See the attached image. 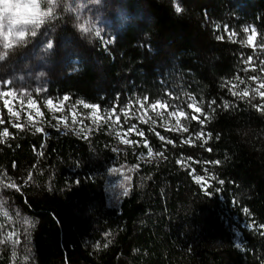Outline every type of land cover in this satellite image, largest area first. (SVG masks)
I'll return each mask as SVG.
<instances>
[{
  "label": "trees",
  "instance_id": "1",
  "mask_svg": "<svg viewBox=\"0 0 264 264\" xmlns=\"http://www.w3.org/2000/svg\"><path fill=\"white\" fill-rule=\"evenodd\" d=\"M40 6L41 22L27 27L23 42L5 49L0 41V54L7 53L0 81L31 90L40 102L69 96L100 107L133 94L155 100L184 86L209 117L207 143L190 147L170 135L173 146L146 128L153 151L163 153L147 162L105 130L86 137L25 123L21 130L0 107V133H10L0 137V264H264V229L238 227L240 249L229 214L231 206L246 208L251 223L264 225V110L256 107L264 105L229 91L252 55L242 30L253 26L264 40V0ZM85 15L106 40L83 30ZM224 28L238 37L229 39ZM181 156L220 162L207 163L216 177L207 191L177 163ZM11 182L20 190L5 187Z\"/></svg>",
  "mask_w": 264,
  "mask_h": 264
},
{
  "label": "rangeland",
  "instance_id": "2",
  "mask_svg": "<svg viewBox=\"0 0 264 264\" xmlns=\"http://www.w3.org/2000/svg\"><path fill=\"white\" fill-rule=\"evenodd\" d=\"M41 13L40 0H0V41L5 43L3 40L5 35H12L15 37L21 31L25 33V30L31 24L30 21H32L34 18H38ZM96 23L97 21L92 16L85 15L82 20V27L84 29H90V31L94 32L95 34L97 31H99L100 37L103 40H106L107 32ZM245 28H248L249 31L245 32ZM245 28L242 30L244 41H247L248 36L252 35L253 40L257 45L264 44L263 39L257 38V31L253 26H246ZM252 29L255 30V34H253ZM224 33L229 38V34L235 32L229 28H224ZM237 37L238 35L236 34L232 39H236ZM9 39H11V36ZM247 46L251 48L253 62L251 64L245 63L248 58L247 57L243 61V66L244 69L255 68V71L249 70L247 73L239 76L245 80V83L242 85L236 78L233 85L239 84V86L234 88V90L236 92H242L245 87H248L250 90L249 97L255 96V98L260 100V104L264 105V99H262L258 93L251 92V89L257 88L259 83H264V71H261V68L264 67V65L261 64V61H264V50L260 49L259 47L254 50L252 46ZM250 76H259L260 80L254 82L248 79ZM6 82L8 81H0V92L14 91L16 95L6 97L0 96V107H3L5 112L9 115L12 123L18 125L25 123L32 130H36L37 127L43 129L44 126H46L59 132L69 131L77 137H86L93 131L102 129L114 139L116 145L120 149L124 151L131 150L132 152H139L138 158L147 162L157 161L162 157L153 151V147L151 146L150 140L145 132L146 128L151 131L156 137V140L161 143H166V141H161L156 133H159L161 136H164L167 139H170V135L175 136L179 139L180 144H182L183 139H187L189 136H193L194 139V133L203 131V139L207 140L208 134L204 129L205 122L203 127H201L200 123L197 121L182 119L181 123L185 124L189 128V132L184 133L169 131L168 129L174 128L176 126L175 118L168 117L167 113L165 112L163 119H161L154 111L148 108L149 104L155 103L157 100L167 101L169 104H176L178 107L183 108L190 116L192 114V109H188L187 105L188 103L192 102L189 100V97L194 96L191 95L184 86H179L178 89H170L169 91H165L163 95L159 96L155 100H150L148 98L144 108H141L140 104L137 103L138 100H142L144 97L138 94H133L128 96L124 103L106 107L95 105L97 106V109L94 111L92 108H84L83 104L78 103L82 100L74 99L69 96L47 98L41 100L40 102V100L33 96L31 90L21 88L18 84H8ZM260 91H264V89H260ZM35 93H39L38 88L36 89ZM65 97H68V99L64 100ZM171 97H176L177 99H172ZM5 99L8 100V105H5ZM29 99L34 101L35 104L29 105ZM48 100L53 102L51 107L47 105ZM196 102L199 103L197 100ZM130 103L132 107L128 108ZM8 107H11L13 112L19 113V119L9 113ZM113 108H116V114L120 116V121L118 123H114L116 120L115 115L109 118V114ZM121 110H126L128 112V116H124ZM141 118L147 122H141ZM200 119L203 120L204 116H201ZM152 120H156V124H153ZM73 121H75V123ZM165 121H167V123H165ZM133 124L137 126V130L129 132L128 129ZM138 131H143L144 136H140ZM203 139L195 141V145L190 147L198 146L199 148H203L205 144L203 143ZM145 140H147L149 146L152 149L151 156L148 155V148L144 147ZM182 145L189 146L188 144ZM179 160H182L180 165L189 167L191 174L194 172L195 175L205 177V180L198 184L202 190L207 191V188L211 184L212 180L208 179V177L211 175L209 174L207 163H205L206 161L199 157L192 156H181ZM192 178L195 181L193 174ZM120 184H123V181L120 180V178H116L114 180L115 187H118ZM243 210L244 209L231 206V210L229 211L233 223L232 228L234 229L236 235V245L240 249H243V247L239 240L240 233L238 227L250 228L246 225L251 224V221Z\"/></svg>",
  "mask_w": 264,
  "mask_h": 264
},
{
  "label": "snow or ice",
  "instance_id": "3",
  "mask_svg": "<svg viewBox=\"0 0 264 264\" xmlns=\"http://www.w3.org/2000/svg\"><path fill=\"white\" fill-rule=\"evenodd\" d=\"M176 11L177 12H180L181 9L179 7L176 8ZM43 15H47L46 13L43 14ZM41 19L42 17H38V18H34L32 21H30L31 23H34L36 25H38L40 22H41ZM84 31H90V29H83ZM227 31V29H226ZM245 32H248L249 29L248 28H245L244 29ZM252 32L253 34H255V30L252 29ZM33 35H35V32L33 31ZM96 35L97 36H100V32L97 31L96 32ZM236 34L235 33H230L229 34V39H232ZM11 36V39H9V37ZM224 37H218V39H223ZM26 39L25 35H24V32L21 31L17 36H12V35H5L3 37V40L5 41V43L3 44V47L5 49H9L11 47H13V45L15 44H20L21 42H23L24 40ZM235 42V41H234ZM241 43H245L246 45H250L254 48V50L259 47L260 49L264 50V44H261V45H257L254 40H253V36L250 35L248 36L247 38V41H241ZM49 47H52L51 44H49ZM7 53L5 52L4 54H0V59H3L4 56L6 55ZM253 62V57L252 56H249L247 58V60L245 61V63H248V64H251ZM261 64L264 65V61H261ZM255 71V68H252V69H244L245 72L247 71ZM261 71H264V67L261 68ZM237 79L239 80L240 84H244L245 83V80L240 78L239 76H237ZM249 80H252V81H259L260 80V77L259 76H250L248 77ZM8 84H10L11 82L8 81L6 82ZM239 85H232V88L229 89V91L232 92V95L233 96H237L239 97L240 99H244L246 97H249L250 96V90L248 87H245V89L242 91V92H236V91H233L232 89L238 87ZM260 89H264V83H259L258 84V87L257 88H252L251 89V92H255V93H258L259 96L264 99V91H260ZM16 93L14 91H10V92H0V96H15ZM170 95V94H169ZM172 99H177L176 97H171ZM68 97H65L64 100H67ZM252 99H255V96L252 97ZM189 100H191L192 102L191 103H188L187 107L188 109H192V114L189 116V114L181 107H178L176 104H169L167 101H161V100H157L155 103H152V104H149L148 105V108H150L152 111H154L156 113V115L158 117H160L161 119H163V116H164V113L166 112L167 113V116L168 117H171V118H175L176 120V126L174 128H171V129H168L169 131H177V132H184V133H187L189 132V128L185 125V124H182L181 123V120H194V121H197L198 123H200L201 127H203V124L205 122V120L209 119V117L204 114L203 112V108L200 106L199 103L196 102L195 98L194 97H189ZM148 101V98L147 97H144L142 100H138L137 103L140 104V107L141 108H144V105L147 103ZM5 105H8V100L5 99L4 101ZM78 103H81L83 104V107L84 108H92L94 111L97 109V106L95 105H89L87 103H84L83 101H80ZM28 104L29 105H34L35 102L32 101L31 99L28 100ZM212 104H215V101H212L211 104L209 105V107H211ZM47 105L48 106H52L53 105V102L51 100H48L47 101ZM230 105L225 102L224 104V108L227 109ZM132 105L131 103L128 105V108H131ZM257 107V110H264V106H256ZM169 109H172V110H169ZM160 110H163V111H160ZM8 111L11 115L13 116H16L17 119H19V113L17 112H13L12 108L11 107H8ZM123 115L124 116H128V112L126 110H121ZM42 115V114H41ZM115 115L116 116V120L114 121V123H118L120 121V116L116 114V108H113L111 113L109 114V118H111V116ZM201 116H204V119H200ZM151 119V118H149ZM75 123V121H73ZM141 122H147V121H144L143 118H141ZM4 123V121L2 119H0V124ZM152 123L153 124H156V120H152ZM165 123H167V121H165ZM13 127H17V128H20L21 130H23V126L22 125H18V124H15L13 123L12 125ZM134 130H137V126L135 124H133L129 129L128 131L129 132H132ZM43 130L39 127L36 128V132H42ZM138 134L140 136H144V133L143 131H138ZM156 135L159 137V139L161 141H166L167 144H172L173 146H175V143L173 140L171 139H167L166 137L164 136H161L159 133H156ZM194 135V139H193V136H189L187 139H183L182 140V144H188L189 146H194L195 145V141H198V140H202L204 138V133L203 131H200V132H196L193 134ZM10 136V133L8 131L7 128H5L3 130L2 133H0V137H3V138H7ZM5 142L4 139H0V143H3ZM203 143H207V140L206 139H203ZM144 147L148 148V155L151 156L152 155V149L151 147L149 146L147 140L144 141ZM209 151H211V149H208ZM157 155H163V153H157ZM191 159V158H189ZM177 163L178 164H181L182 163V160H177ZM205 163H211V164H219L220 162L219 161H210V162H205ZM194 175V179L197 183H200L201 181L205 180V177L204 176H200V175H195L194 172L192 173ZM29 179H31V173H29ZM208 179L210 180H215L216 177L214 175L212 176H209ZM0 182H2V180H0ZM219 183H223V181H219ZM121 188H123V194L124 195H127L128 194V189L123 185V184H120L119 185ZM5 187L7 188H10V189H15L17 191H19V186L14 183V182H11V183H7L5 185ZM245 213H248V209H244L243 210ZM7 214V213H6ZM25 225L27 226H31V222L27 219H25L24 221ZM247 227H250V228H253V229H257V230H260V229H264V225H259L257 226L255 224V222L253 221L251 224L249 225H246ZM262 235H264V231L261 232ZM18 242V241H17ZM0 243H3V241H0ZM105 247H107V245L105 244L104 245Z\"/></svg>",
  "mask_w": 264,
  "mask_h": 264
}]
</instances>
